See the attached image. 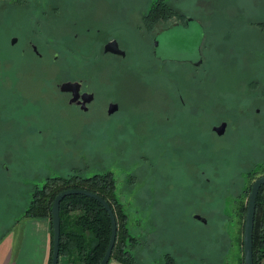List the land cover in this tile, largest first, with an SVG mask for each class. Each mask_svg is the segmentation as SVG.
I'll return each mask as SVG.
<instances>
[{
    "label": "rangeland",
    "instance_id": "obj_1",
    "mask_svg": "<svg viewBox=\"0 0 264 264\" xmlns=\"http://www.w3.org/2000/svg\"><path fill=\"white\" fill-rule=\"evenodd\" d=\"M151 1L39 0L38 31L24 8L0 13V58L10 61L11 75H17L11 80L28 96L26 109L13 112L25 121L13 120L6 137L12 142H0V219L17 216L32 186L47 176L68 175L73 168L81 175L109 170L129 231L141 240L133 249L140 264H157L166 252L179 264H236L243 217L231 222L230 210L210 209L227 192L230 202L248 171L264 163V0H165L186 19L155 24H168L159 49L174 59L173 74L185 90L190 87L184 77L196 72L204 96L198 121L176 116L166 130L172 145L155 142L148 114L115 113L107 118L116 117L118 124L104 127L88 119L102 117V110L60 109L62 94L54 83L68 75L58 70L68 62L82 74L78 64L88 60L84 72L101 81L110 73L108 65L143 66L156 59L151 36L140 25ZM110 39L125 57L103 52ZM199 43L202 62L195 68L183 58L196 56ZM31 44L37 45L39 59L21 53ZM0 74H8V68L6 73L1 66ZM155 82L119 72L113 93L124 105L151 107L159 96ZM6 95L0 88V96ZM221 122L224 130L217 133L214 127ZM185 125L198 128L199 138L188 134L176 142ZM128 173L136 174L131 185Z\"/></svg>",
    "mask_w": 264,
    "mask_h": 264
},
{
    "label": "flooded vegetation",
    "instance_id": "obj_2",
    "mask_svg": "<svg viewBox=\"0 0 264 264\" xmlns=\"http://www.w3.org/2000/svg\"><path fill=\"white\" fill-rule=\"evenodd\" d=\"M39 0H0V13H4L12 8H15L19 10L20 8H24L28 12H30L32 24L34 26V30L38 31L39 28ZM171 19V18H170ZM181 20H185L186 16L184 15V18H180ZM166 21V20H165ZM164 21V22H165ZM164 24V23H162ZM186 24V23H184ZM141 25V22H140ZM160 25V26H159ZM158 26H154L150 29H146L144 27V31L146 33H149L152 39V46L151 50L153 54L155 55L156 59L149 60L146 65H137V64H127L121 63L116 65H108L109 68V74L100 81V76L97 77L95 75H92L89 72H84V70H88L90 68H86L85 61H81L79 65L82 66V74L78 73L77 70H71L70 66L76 65L73 64L72 61L68 62L63 69H59V72L62 74L67 73L68 75L65 76L59 81L55 82L57 90L60 94V100H61V107L60 109H66L70 106H73L77 108L79 111L84 112L86 114H89V111H99L102 110L105 114L102 115V117L99 115H93L90 116L88 119L90 121V125L100 123L104 127H113V125H117L118 121L115 119H108V116H111L113 114H118L120 112H123L124 114L130 115L131 113H138L141 115L148 114L151 116V124H152V133H156V140L155 142H161L163 145L168 146L172 145V137L170 133L166 130L172 126L173 121H178L179 117L175 118L176 116H181L180 119H184L187 117V115H190L192 117H196V121L199 119L197 118L199 114H201V110H203V103H204V96L200 91V81L201 79L198 78V76L195 74L196 72H192L190 76H185L184 81H187V86L190 87V91L185 90L179 82L178 78L174 76L173 69L175 66L172 65V60H169V58H166L165 51L161 48V51H164L162 53L159 49L160 45V39L161 36L164 34V30L168 28V24L161 25V23ZM111 40V39H110ZM108 41V40H107ZM106 41V42H107ZM155 41V44H154ZM105 42V43H106ZM104 43V44H105ZM117 43V42H116ZM104 44H103V52L104 53H111L114 56L117 57H125L126 52L123 50L122 47L118 48L121 51L113 52L110 50H104ZM200 43L197 46L195 54L196 56L188 59V62L194 64L195 68H198L202 62V54L200 49ZM32 46V47H31ZM29 45V49L22 48L21 53H29L33 57L39 59L40 53L39 49L37 48L36 44ZM26 51V52H25ZM20 60V59H19ZM101 62H103L101 59H99ZM97 60H94L93 62L96 63ZM89 62V61H88ZM99 62V61H98ZM8 63V64H7ZM137 65V66H136ZM4 66V70L7 73L8 68V74H0V88H4L5 91L8 93V95L1 97L0 96V136H3V139H0V142H4L5 144H10L12 141L7 142L8 139L6 138L8 135H10L11 129H12V121L14 123H22V121H25V116L20 115L19 119H17L16 116H14L13 112L16 111H22L26 109V104L28 100L27 94L22 90V87L17 85L16 81H12L11 79L16 77V74L11 75V64L8 59H1L0 58V67ZM72 68V67H71ZM98 69L95 68L94 71H97ZM136 70V71H135ZM121 72H134L137 74L138 78L140 80H144V76H148L150 80H156L157 86H153L155 89L159 90V96L154 101L153 106L151 107H144V106H133V105H124L120 98L113 93V88L116 84V76L117 74ZM102 76V75H101ZM75 81L77 82V86H73L70 89L67 90H61L59 88V85L62 81ZM99 80V81H98ZM53 85V81H52ZM100 94V95H99ZM39 95V92L38 94ZM249 99H251L249 97ZM96 101V102H95ZM90 112V113H91ZM117 116V115H116ZM238 116H234L236 119ZM15 118V119H14ZM198 124V123H197ZM221 124L222 127L217 128ZM225 122H221L220 124L216 125L214 127V131L217 133H222L224 130ZM160 125L164 127L163 132L160 130ZM183 124L179 123V126L177 128L181 129ZM195 136L193 140H197L199 138V131L198 128L193 127L189 128L185 125V128L182 130L181 133L175 134L176 138L175 141L178 142L180 138H182L184 135ZM189 141V140H188ZM15 144V143H14ZM191 145V143L189 142ZM134 174V173H133ZM264 174V172H258L254 173L252 178L247 177V181H245V184L241 187V190L239 192H236L235 194H232L233 197L230 202H228L227 195L230 192H227L220 201L217 200L216 205H214L213 208L210 210L219 213L220 211H228L233 212L232 216H228V219H231V222L234 218H236L237 215H241V212L243 210V207L245 206L246 210V204L248 199V194L250 191L251 183L252 181L259 175ZM252 175V174H251ZM250 175V176H251ZM136 177V174H134ZM245 196V199L243 198ZM243 199H242V198ZM245 216V214H244ZM200 217V216H197Z\"/></svg>",
    "mask_w": 264,
    "mask_h": 264
},
{
    "label": "trees",
    "instance_id": "obj_3",
    "mask_svg": "<svg viewBox=\"0 0 264 264\" xmlns=\"http://www.w3.org/2000/svg\"><path fill=\"white\" fill-rule=\"evenodd\" d=\"M173 17L184 18V14L177 12L165 0H152L141 14L140 22L142 27L150 29L158 21L169 20ZM258 172H264V163H261L258 168L250 169L248 178H252L254 173ZM135 180L133 173L127 174L126 183L128 185L134 183ZM114 185L115 178L109 170L81 175L78 168H73L68 175L47 176L42 184L32 186L30 198L22 215L47 217L51 232L50 203L56 192L71 186L94 191L109 203L116 221L115 239L109 258L122 264H140L133 249L140 244L141 240L129 231L126 223L127 213L114 194ZM244 214L245 206L241 212L243 223ZM109 232L110 222L107 211L97 199L83 193L63 195L59 200L57 264H97L106 247ZM233 241L235 245V238ZM241 242V256L236 264H244L243 239ZM49 258L50 256L46 264L49 263ZM157 264H179V262L171 253L166 252ZM253 264H264V183L259 187L256 196L253 221Z\"/></svg>",
    "mask_w": 264,
    "mask_h": 264
},
{
    "label": "crops",
    "instance_id": "obj_4",
    "mask_svg": "<svg viewBox=\"0 0 264 264\" xmlns=\"http://www.w3.org/2000/svg\"><path fill=\"white\" fill-rule=\"evenodd\" d=\"M21 212L0 219V264H46L51 248L48 218ZM106 264L122 263L109 258Z\"/></svg>",
    "mask_w": 264,
    "mask_h": 264
},
{
    "label": "water",
    "instance_id": "obj_5",
    "mask_svg": "<svg viewBox=\"0 0 264 264\" xmlns=\"http://www.w3.org/2000/svg\"><path fill=\"white\" fill-rule=\"evenodd\" d=\"M155 44V41H154ZM104 50H110L113 52L121 51L114 39L108 40L104 44ZM77 86L75 81H62L59 85L61 90H67L73 86ZM223 124L217 128L222 127ZM264 183V174L257 176L251 183L250 191L248 194L244 223H243V256L244 264H253V221L255 214L256 196L259 187ZM67 193H83L97 199L106 209L109 222H110V232L109 238L107 240L106 247L98 261L97 264H106L109 259L111 247L114 243L115 233H116V221L113 211L109 203L102 198L99 194L82 187H66L55 193L50 203V222H51V251L48 264H57L58 261V238H59V200L61 197Z\"/></svg>",
    "mask_w": 264,
    "mask_h": 264
}]
</instances>
